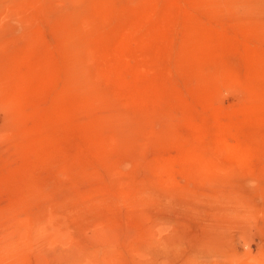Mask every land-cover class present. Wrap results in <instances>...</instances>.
<instances>
[{
    "label": "rangeland",
    "instance_id": "1",
    "mask_svg": "<svg viewBox=\"0 0 264 264\" xmlns=\"http://www.w3.org/2000/svg\"><path fill=\"white\" fill-rule=\"evenodd\" d=\"M0 264H264V0H0Z\"/></svg>",
    "mask_w": 264,
    "mask_h": 264
}]
</instances>
